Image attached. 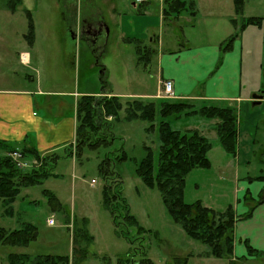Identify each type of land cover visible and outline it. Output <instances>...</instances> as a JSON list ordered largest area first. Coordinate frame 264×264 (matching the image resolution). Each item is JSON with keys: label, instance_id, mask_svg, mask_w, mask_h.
Returning a JSON list of instances; mask_svg holds the SVG:
<instances>
[{"label": "crops", "instance_id": "obj_1", "mask_svg": "<svg viewBox=\"0 0 264 264\" xmlns=\"http://www.w3.org/2000/svg\"><path fill=\"white\" fill-rule=\"evenodd\" d=\"M179 1L185 5L177 12L168 10L164 0L143 3L133 0H89L85 8L87 14L81 19L80 7L64 0H19L14 10L9 9L7 0H0V142H5L14 150L30 148L40 155L55 153L59 156L57 151L61 149L67 153L76 140V105L79 97L103 94L102 91L92 93L85 89L78 90V82H71L70 59L75 47L82 38L95 44L94 31L100 25L102 30H106L107 34L109 30L110 33L107 14L113 22L117 21L119 6L124 10L126 6L134 8L136 14L131 16L139 23L138 30H131L133 27L122 18L125 16L126 19V13H122L119 15V37L126 43L140 41L139 44L147 51L148 63L143 66L147 69V65H152L156 85L154 92L133 93L132 97L154 101L162 87L161 82L166 80L172 83V99H188L195 105L203 101H220L235 106L239 112L245 111L248 126L240 128L238 121L235 156L229 155L223 148L215 150L218 154L217 178L221 184L235 183V191L243 193L242 199L236 196L232 204L236 215L233 257L250 261L252 259H248V256L263 258L264 255H248L246 242L264 252V180L248 179V176L257 175H245L241 179L240 166H247L255 152L258 107L264 105V92L252 89L246 93L244 90L238 35L231 49L222 54L218 63L220 45L237 25L236 21L233 22L236 17L233 0ZM243 7V17H248L245 15L246 5ZM28 18H31L34 26L31 43L25 42L24 38ZM85 22L92 26L90 30L85 27ZM14 26L21 27L23 31L13 30ZM189 26L206 29V32L186 36L184 28ZM14 32L21 46L19 51L9 46ZM36 46L40 53L32 58L28 48ZM32 62L35 77L22 74L18 67L30 66ZM106 85L110 95L120 97L121 93L109 91L111 88L107 81ZM255 94L257 97H254ZM206 121L187 122L180 128L196 129L207 138L209 135L216 137L213 127L217 120ZM213 147L218 146H211L208 151L210 167L213 165L210 154ZM25 158L30 163L35 160L31 159L34 158L32 154H26ZM186 186L187 178L184 198ZM199 186L197 182L194 184L197 190ZM195 196L194 200H201L205 206L213 209L218 206V201H204L197 193ZM248 211L250 215L244 217Z\"/></svg>", "mask_w": 264, "mask_h": 264}, {"label": "rangeland", "instance_id": "obj_2", "mask_svg": "<svg viewBox=\"0 0 264 264\" xmlns=\"http://www.w3.org/2000/svg\"><path fill=\"white\" fill-rule=\"evenodd\" d=\"M64 1L80 7L81 19L86 16L85 8L89 0ZM244 5H246L245 15L261 18V22L245 27L244 30L239 29L243 13L235 17L237 25L232 34L236 33L241 42L242 83L246 93L252 89L262 93L264 92V0H243ZM118 9V20L115 22L107 14L110 33L109 30L108 34L106 30H102L95 44L86 39H80L79 45L75 47L73 58L70 59L71 82H78V90L101 92L100 76L103 75L111 88L109 91L121 93L119 100L122 108L118 111L117 118H100L102 121L111 123L110 128L106 127L104 131V126L100 132L112 140L106 145L81 147L76 159L63 149L57 151L60 155L54 172L58 176L49 177L41 184L22 188L16 201L12 203L14 206L12 216L4 213V207L0 202L1 226L13 229L19 227L21 222L27 221L35 224L37 228L36 239L27 246L0 244V264H9L7 254L11 252L32 255L68 254L71 263L73 259L76 261L74 264H125V258L139 260L143 256L148 257L153 264H184L185 258L186 264H228L226 258L203 256L208 246L186 236L182 228L167 214L157 188L147 187L135 172L136 162L145 155V146L151 148L156 165L160 141L156 125L152 131L147 132L145 130L147 122L126 118L125 106L127 101L133 99L148 101L146 98L132 97V94L154 92L156 78L153 75L152 65H147L146 69L143 62L138 61L136 43H126L119 37L118 30L121 28L119 15L124 13L127 17L125 19V16H122V18L133 27L131 30H138L139 23L131 16L136 14V9L128 6L126 10L122 6ZM85 27L90 30L92 26L85 22ZM21 29L18 26L13 28L18 32L23 31ZM26 29L24 38L25 42L29 43L27 26ZM202 31L206 32V29H197L195 26L184 28L186 36L196 35ZM67 38H70L69 34ZM9 46L13 50H20L21 46L16 41L15 32L10 37ZM37 48L38 46L28 48L32 58L33 55L40 53ZM32 66L33 62L30 66L18 68L22 74L27 73L35 77L36 72L34 68H31ZM158 98L162 97L154 100ZM216 103L225 104L220 101ZM258 109L255 136L257 144L254 147L255 152L251 162L247 166H240L241 179L245 175L264 176V105L259 106ZM237 112L240 128L248 126L245 111L239 112L237 109ZM185 120L171 119V125L182 130L180 127L187 122L198 120L208 122L207 119L197 115ZM251 133L254 134V131ZM208 138L212 146H218L213 147L210 153L213 165L210 168H196L186 176L185 200L193 201L197 193L203 197L204 201H218L216 210H224L225 207L234 203L236 196L241 198L243 193L235 191V183L221 184L218 180L216 168L218 154L215 150H222V147L215 136L209 135ZM3 154L8 155V152L0 148V155ZM123 154H125L124 158H122ZM102 160H104L106 176L99 169ZM21 162L28 164L20 167L22 170H27L31 166L29 164H32L25 157ZM92 179L94 183L91 182ZM196 182L200 184L198 190L194 187ZM107 186L111 192L116 189L126 199L129 206L128 212L136 220V224H131L121 219L120 226L126 231L125 236L118 232L109 210L102 202L103 191L107 189ZM43 189H48L56 195L62 204L61 208L53 210L50 207L47 197L41 192ZM50 217L53 218L52 224L47 223ZM85 236H89L90 240L87 241ZM73 247L78 252H81L79 248L86 249L85 257H81L80 253L74 254ZM247 258L252 260L238 258L236 264H264V256L263 258L249 256Z\"/></svg>", "mask_w": 264, "mask_h": 264}, {"label": "trees", "instance_id": "obj_3", "mask_svg": "<svg viewBox=\"0 0 264 264\" xmlns=\"http://www.w3.org/2000/svg\"><path fill=\"white\" fill-rule=\"evenodd\" d=\"M168 10L181 11L185 3L179 0H164ZM8 7L14 10L19 0H7ZM234 11L237 16L242 13L243 0H233ZM27 15L29 16L28 12ZM236 18L233 19V22ZM261 22L258 17H242L239 29H244L249 25H257ZM29 42L33 40L34 26L31 18H28ZM237 34H231L220 45V56L229 49ZM138 61L147 64V51L135 40ZM139 62V63H140ZM102 84L101 95H82L76 105L77 128L76 140L73 146H69L67 154L77 158L81 147H94L108 144L112 138H107L100 132L102 128H110L111 123L100 120L101 117L117 118L118 111L122 108V103L116 95H110L107 91L106 79L100 76ZM126 118L128 120L141 119L148 123L145 127L147 132L152 131L155 125L158 130L160 141L157 163L154 164V155L150 147L145 146V155L136 162L135 172L142 182L149 188H157L160 193L166 212L171 220L177 223L186 236L195 241H199L208 246V250L203 253L205 257H216L228 259V264H236L238 258L233 257L234 248V223L236 215L232 205H228L224 210H216L205 206L201 200L196 199L188 202L184 198V188L186 176L195 168H209L210 160L208 151L212 144L210 140L199 133L196 129L180 130L172 127L171 119L186 118L199 115L205 119H216L214 125L216 138L221 147L231 156H235L238 136V115L237 108L233 105L219 104L214 101H203L195 105L188 99L158 98L154 101H142L133 99L126 102ZM0 148L6 152L14 150L5 142H0ZM74 150V152L72 151ZM22 155L32 154L36 164H32L27 170H22L7 154L0 155V202L4 207V213L11 216L13 213L12 203L20 193L22 187L41 184L49 177H57L54 172L57 163V154L40 155L30 148L20 150ZM125 154L122 155V158ZM104 160L99 164V169L106 176ZM249 180L263 179L264 176H248ZM264 191V189H263ZM42 194L47 197L50 207L61 208V202L55 194L43 189ZM102 202L109 210L112 222L118 232L126 235V231L121 229V219L136 224L135 218L129 214V206L126 199L114 189L113 192L104 189ZM248 211L244 217H248ZM139 227V226H138ZM141 228V227H139ZM37 236L36 225L31 222H21L19 227L8 229L0 225V244L12 246H27ZM127 237V236H126ZM85 239L90 240L89 236ZM131 242V239H130ZM248 255L262 256L261 252L251 247L246 242ZM72 248L74 254H81L85 257L86 249ZM78 249V250H79ZM132 256V255H131ZM80 257V259H81ZM234 258V259H233ZM76 260V259H75ZM9 264H74L71 263L68 254H28L24 252H11L7 254ZM186 264V258L183 260ZM125 264H153L152 261L143 256L139 260L131 257L125 258Z\"/></svg>", "mask_w": 264, "mask_h": 264}, {"label": "built area", "instance_id": "obj_4", "mask_svg": "<svg viewBox=\"0 0 264 264\" xmlns=\"http://www.w3.org/2000/svg\"><path fill=\"white\" fill-rule=\"evenodd\" d=\"M135 3H143L145 1H150V0H133ZM162 87L159 89L157 96L158 97H162V98H173V90H172V83L170 81H162L161 82ZM8 156L11 157V159L16 163V165L18 167H22V166H27L28 164H25L24 162L22 163L21 160L24 159V155H22L20 150H12L8 153ZM32 164H36V160H34L33 162H31ZM29 164V165H32ZM92 183H94V180H91ZM47 223L48 224H52L53 223V218L50 217L47 219Z\"/></svg>", "mask_w": 264, "mask_h": 264}, {"label": "flooded vegetation", "instance_id": "obj_5", "mask_svg": "<svg viewBox=\"0 0 264 264\" xmlns=\"http://www.w3.org/2000/svg\"><path fill=\"white\" fill-rule=\"evenodd\" d=\"M101 32H102V28H101V25L98 27V29H96L95 31H94V34L96 35V38L101 34Z\"/></svg>", "mask_w": 264, "mask_h": 264}, {"label": "water", "instance_id": "obj_6", "mask_svg": "<svg viewBox=\"0 0 264 264\" xmlns=\"http://www.w3.org/2000/svg\"><path fill=\"white\" fill-rule=\"evenodd\" d=\"M254 97H257V96H256V94H255V96H254ZM255 102H257V101H255Z\"/></svg>", "mask_w": 264, "mask_h": 264}]
</instances>
